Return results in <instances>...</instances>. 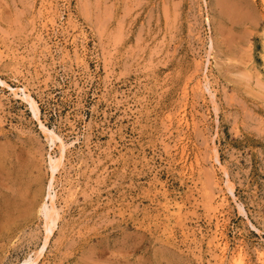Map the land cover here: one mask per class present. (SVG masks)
<instances>
[{
  "label": "rangeland",
  "instance_id": "obj_1",
  "mask_svg": "<svg viewBox=\"0 0 264 264\" xmlns=\"http://www.w3.org/2000/svg\"><path fill=\"white\" fill-rule=\"evenodd\" d=\"M30 260L264 264V0H0V264Z\"/></svg>",
  "mask_w": 264,
  "mask_h": 264
},
{
  "label": "bare ground",
  "instance_id": "obj_2",
  "mask_svg": "<svg viewBox=\"0 0 264 264\" xmlns=\"http://www.w3.org/2000/svg\"><path fill=\"white\" fill-rule=\"evenodd\" d=\"M229 14V13H228ZM26 98L29 100V103L31 105V108L33 110V113L35 116H38L39 114V109L36 105V103L33 101V99H31L28 95H26ZM41 127L44 131L48 132V134H50V138H51V142L54 143L55 140H59L61 142V147L62 148H65V145L63 144L61 138L56 135L54 133V131L46 128L43 124H41ZM60 158L59 159H53L50 157V167L52 169V172L55 173V171L57 170L58 168V164H60ZM4 171V170H3ZM52 181H53V177L51 178L50 182H49V186H48V193H47V200L48 199H51V208L47 205L46 201L43 203L42 205V209L44 211V218H45V224H46V230H47V233L48 234H51L53 232V229L54 227L56 226V222H57V216H58V212H56V208L54 207V204H53V199H54V195L53 193L51 192L52 190ZM50 201V200H49ZM49 203V202H48ZM60 215V214H59ZM49 236V235H48ZM46 244V242H45ZM44 244V246H45ZM223 254V253H222ZM32 259V258H31ZM29 260V259H28ZM31 261V260H30ZM37 261V260H36ZM29 261H24L23 264H28ZM33 264H35V261H31ZM29 262V263H31Z\"/></svg>",
  "mask_w": 264,
  "mask_h": 264
}]
</instances>
